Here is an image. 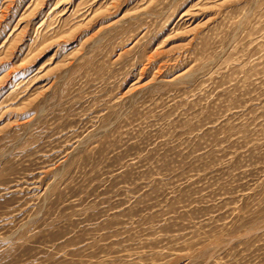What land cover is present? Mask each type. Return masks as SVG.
<instances>
[{
	"label": "rangeland",
	"instance_id": "rangeland-1",
	"mask_svg": "<svg viewBox=\"0 0 264 264\" xmlns=\"http://www.w3.org/2000/svg\"><path fill=\"white\" fill-rule=\"evenodd\" d=\"M0 264H264V0H0Z\"/></svg>",
	"mask_w": 264,
	"mask_h": 264
}]
</instances>
